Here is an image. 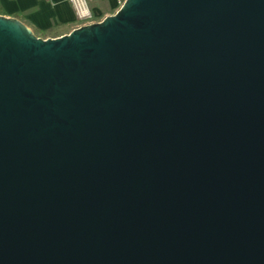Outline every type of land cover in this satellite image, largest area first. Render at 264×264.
Returning <instances> with one entry per match:
<instances>
[{"label": "water", "instance_id": "95a60500", "mask_svg": "<svg viewBox=\"0 0 264 264\" xmlns=\"http://www.w3.org/2000/svg\"><path fill=\"white\" fill-rule=\"evenodd\" d=\"M0 264H264V0L0 14Z\"/></svg>", "mask_w": 264, "mask_h": 264}, {"label": "crops", "instance_id": "0c3cea01", "mask_svg": "<svg viewBox=\"0 0 264 264\" xmlns=\"http://www.w3.org/2000/svg\"><path fill=\"white\" fill-rule=\"evenodd\" d=\"M122 0H84L88 10L106 14ZM103 11V13H102ZM0 14L18 18L34 32L54 28L52 36L83 25L70 0H0Z\"/></svg>", "mask_w": 264, "mask_h": 264}, {"label": "rangeland", "instance_id": "374dc122", "mask_svg": "<svg viewBox=\"0 0 264 264\" xmlns=\"http://www.w3.org/2000/svg\"><path fill=\"white\" fill-rule=\"evenodd\" d=\"M124 0H122L117 7L115 8H112V10L110 12H107L106 14H97V13H94L92 12L91 10H89V16L83 20V24H90V23H94V22H99L101 21L104 17L108 16V15H111V14H114L120 7L121 5L123 4ZM103 13V11H102ZM38 37H42L44 38L40 33L38 32H34ZM49 37H53L52 35L49 36Z\"/></svg>", "mask_w": 264, "mask_h": 264}, {"label": "built area", "instance_id": "2783aa9c", "mask_svg": "<svg viewBox=\"0 0 264 264\" xmlns=\"http://www.w3.org/2000/svg\"><path fill=\"white\" fill-rule=\"evenodd\" d=\"M70 3L75 8L76 13L80 19H86L89 16V10L84 0H70ZM86 8V11L84 10Z\"/></svg>", "mask_w": 264, "mask_h": 264}, {"label": "trees", "instance_id": "16d2710c", "mask_svg": "<svg viewBox=\"0 0 264 264\" xmlns=\"http://www.w3.org/2000/svg\"><path fill=\"white\" fill-rule=\"evenodd\" d=\"M38 33H40L44 38H47L54 33V28H50V29H47V30H43V31H38ZM53 37H56V36H53Z\"/></svg>", "mask_w": 264, "mask_h": 264}, {"label": "bare ground", "instance_id": "6f19581e", "mask_svg": "<svg viewBox=\"0 0 264 264\" xmlns=\"http://www.w3.org/2000/svg\"><path fill=\"white\" fill-rule=\"evenodd\" d=\"M84 10L86 11V8H84ZM87 12V11H86Z\"/></svg>", "mask_w": 264, "mask_h": 264}]
</instances>
